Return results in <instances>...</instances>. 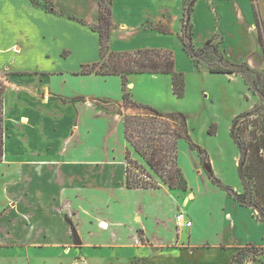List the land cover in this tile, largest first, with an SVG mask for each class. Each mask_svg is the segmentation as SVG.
I'll use <instances>...</instances> for the list:
<instances>
[{
  "label": "crops",
  "instance_id": "0c3cea01",
  "mask_svg": "<svg viewBox=\"0 0 264 264\" xmlns=\"http://www.w3.org/2000/svg\"><path fill=\"white\" fill-rule=\"evenodd\" d=\"M38 1L0 0V76L7 87L0 264H112V257L127 254L136 261L149 248L161 255L189 253L199 264H239L237 251L263 248L259 212L237 202L210 174L239 195L245 193L243 181L230 185L212 153L204 165L192 152V176L179 165L186 191L164 184L127 187L124 113L131 112L124 105L123 78L81 73L84 65L100 61L94 29L100 0ZM204 3L220 16L221 4L231 6L238 23L252 31V0H197L193 19ZM186 8L187 0H113L111 49L172 50L176 70L184 71L185 60L192 62L180 40ZM152 75L168 74L129 76L140 105L152 107V100L134 94L138 79L152 81ZM234 162L240 166L241 157ZM178 213L192 221L191 228H178Z\"/></svg>",
  "mask_w": 264,
  "mask_h": 264
},
{
  "label": "rangeland",
  "instance_id": "374dc122",
  "mask_svg": "<svg viewBox=\"0 0 264 264\" xmlns=\"http://www.w3.org/2000/svg\"><path fill=\"white\" fill-rule=\"evenodd\" d=\"M253 2L259 15V21L253 20L250 32L248 28H243L238 23L231 6L226 7L222 4L219 6L220 12L224 16L222 27L220 26L222 15L208 10L206 3L196 11L194 19L192 17V23L195 25V45L201 62L197 63L186 53L192 62L186 59L183 64L185 70L181 72L185 74L186 87L182 97L174 93L171 75H152V81L148 78L150 76L147 79L144 76L137 78L140 84L134 92L135 97L145 101L152 100V108L160 112L183 114L192 142L205 149L209 155L212 153L217 161V166L226 173V180L234 186L243 185L239 165L234 167L236 157H241L240 148L232 137L234 122L239 116L250 112L261 102L253 89L259 87L261 91H264V0H254ZM251 17L253 19V16ZM220 32L225 36L222 49L226 54L222 50L216 49L220 37L206 45V42L214 34L219 35ZM224 54L230 62L237 65L247 64L253 72L246 71L243 67L241 69L243 75L237 74L241 76L239 81L227 73L210 72L209 68L222 67L221 62ZM237 75L235 74V76ZM128 109L131 113L126 111L124 116L129 117L142 113L131 106H128ZM254 119L256 117H244L239 121V130L243 129L245 132L244 135L239 136L244 146H247L249 141V131L254 128ZM168 124L170 123L168 122ZM212 130L214 132H211ZM137 136L138 134H135V137ZM178 146L179 165L181 166L182 163L188 174L192 176L191 168L194 158L192 152L194 150L191 148L189 140L185 138L179 141ZM222 152L225 160L219 158V153ZM263 152L262 150L261 153ZM250 154L252 156L249 158V165L253 172L254 188L253 182L248 178L247 187L249 191H252L253 188V194L264 203V167L259 163L254 152L251 151ZM130 159L133 162L130 165L132 176L163 185L160 177L133 149H131ZM245 203L255 204L256 200L251 195ZM236 255H238L239 264H258V262L264 261V247H244L237 251ZM130 257L128 254L121 259L112 257V264H199L189 253L169 252L161 255L157 249L150 248L147 252L142 253L136 261Z\"/></svg>",
  "mask_w": 264,
  "mask_h": 264
},
{
  "label": "trees",
  "instance_id": "16d2710c",
  "mask_svg": "<svg viewBox=\"0 0 264 264\" xmlns=\"http://www.w3.org/2000/svg\"><path fill=\"white\" fill-rule=\"evenodd\" d=\"M35 4H40L38 0H32ZM254 1V0H252ZM197 0H187V8L183 16V27L180 34V40L186 53L197 63L201 62L200 55L194 43V27L192 24V14ZM112 4L113 0H100V23L94 26L100 34V61L84 65L82 74H96L103 76L119 75L124 83V105L131 106L142 113L134 116H124L125 136L128 142L127 161V187L128 188H159L160 184L144 181L141 178L132 176L130 165L133 163L130 159L131 149L135 150L150 166V168L160 177L163 184L171 189L188 190V181L179 166V141L182 138L189 140L191 148L200 155L202 163L207 165L209 162L208 152L201 146L195 144L190 139L187 131L186 118L183 114H171L158 111L151 106L138 104L129 90V76L131 74H168L173 78L174 93L182 97L185 93L186 79L183 72L176 70V57L172 50L168 49H142L133 52H116L110 47V35L112 29ZM49 9V8H48ZM254 15L256 21H259V15L254 6ZM215 35L206 45H209L218 38ZM216 46L217 50L222 49L224 43L223 37ZM226 54V52H224ZM222 59V67L209 68L212 73L241 74V69L245 67L246 71L253 72L247 64L237 65L225 58ZM245 78V77H244ZM246 80V79H245ZM6 85L0 76V162L4 159L6 127H5V93ZM253 89V88H252ZM258 94L261 102L250 112L239 116L232 129V137L241 151V162L239 166L240 177L245 187L244 194H237L232 188L223 185L221 181L210 174L211 179L220 188L228 192L237 202L243 206L255 208L264 221V203L253 194L254 181L253 172L250 169V152H254L259 159V163L264 167V91L259 87L253 89ZM120 113V111H118ZM121 114V113H120ZM258 114V115H257ZM244 117H256L254 119V128L248 133L249 141L244 146L240 137L245 134L244 130H239V121ZM168 122L170 124H168ZM174 128V129H173ZM211 132H214L212 130ZM135 134H138L135 137ZM247 168V171H246ZM247 178L253 182L252 191H249ZM256 200V203L246 204L250 196ZM73 238L77 245L82 244L81 239L73 226Z\"/></svg>",
  "mask_w": 264,
  "mask_h": 264
},
{
  "label": "built area",
  "instance_id": "2783aa9c",
  "mask_svg": "<svg viewBox=\"0 0 264 264\" xmlns=\"http://www.w3.org/2000/svg\"><path fill=\"white\" fill-rule=\"evenodd\" d=\"M176 222H177L178 228L180 227L191 228L193 225L192 221H189L186 219L184 213H178L176 217Z\"/></svg>",
  "mask_w": 264,
  "mask_h": 264
}]
</instances>
